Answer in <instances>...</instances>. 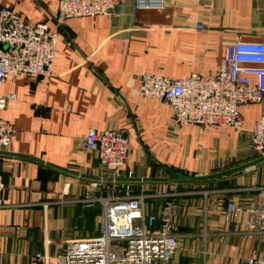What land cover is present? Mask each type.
<instances>
[{
    "label": "crops",
    "instance_id": "obj_1",
    "mask_svg": "<svg viewBox=\"0 0 264 264\" xmlns=\"http://www.w3.org/2000/svg\"><path fill=\"white\" fill-rule=\"evenodd\" d=\"M135 1L122 0L118 16L73 17L57 26L58 0H0L23 20L46 22L58 33L49 76L12 75L0 88L15 94L2 111L15 127L10 145L0 150L5 264H62L68 240L99 235L103 204L79 201L89 188L100 196L144 194L149 212L170 200L171 211L157 226L167 216L200 264H244L264 248L258 236L236 233L245 220L257 222V213L227 223L220 216L228 201L264 204V159L219 176L169 179L172 169L202 176L260 157L250 131L177 127L167 104L138 93L144 72L215 73L236 36L264 40V0H164L157 8H137ZM261 110L260 103L239 106L248 128ZM89 128L122 130L130 138L122 169L102 167L97 152L84 146Z\"/></svg>",
    "mask_w": 264,
    "mask_h": 264
},
{
    "label": "built area",
    "instance_id": "obj_2",
    "mask_svg": "<svg viewBox=\"0 0 264 264\" xmlns=\"http://www.w3.org/2000/svg\"><path fill=\"white\" fill-rule=\"evenodd\" d=\"M121 1L58 0L56 25L61 26L73 17L118 16L116 7ZM163 1L136 0L135 6L157 8ZM196 28L203 29V24H196ZM57 37V31L46 22H27L12 8L0 5V88L12 75L49 76ZM139 80L140 97L157 98L167 104L177 127L200 125L239 134L249 130L253 153L264 156V40H243L236 36L226 46L215 73L195 71L183 77H169L144 72ZM14 98V93L0 90V150L10 145L15 133V127L2 117L7 103ZM248 103L262 106L259 118L250 128L239 111L240 105ZM83 143L97 152L102 167L113 171L124 167L130 153V138L122 130L89 128ZM90 184L94 187L98 183ZM3 187L0 179V207L4 206ZM126 188L129 189L128 184ZM79 201L85 207L96 201L103 204L101 233L68 240L59 255L62 264H156L178 245L179 235L171 229L174 226L167 216L157 226V218L171 211L170 200L160 212H149L144 194L100 196L89 188ZM246 212L257 213L258 221L245 220L236 233L245 239L258 236L264 242V204L246 207L232 200L220 207V216L226 223ZM0 264L5 263L0 259ZM244 264H264V248L252 251Z\"/></svg>",
    "mask_w": 264,
    "mask_h": 264
},
{
    "label": "rangeland",
    "instance_id": "obj_3",
    "mask_svg": "<svg viewBox=\"0 0 264 264\" xmlns=\"http://www.w3.org/2000/svg\"><path fill=\"white\" fill-rule=\"evenodd\" d=\"M186 240L187 239L180 237L177 247L159 264H200V261L187 253L188 251L185 248L189 246H186V243H182L183 241L186 242Z\"/></svg>",
    "mask_w": 264,
    "mask_h": 264
},
{
    "label": "water",
    "instance_id": "obj_4",
    "mask_svg": "<svg viewBox=\"0 0 264 264\" xmlns=\"http://www.w3.org/2000/svg\"><path fill=\"white\" fill-rule=\"evenodd\" d=\"M262 159H264V156L257 157L256 159H254V160H252V161H250L248 163L239 165L237 167H233V168L226 169V170H223V171H220V172H216V173L208 174V175H202V176L186 174V173L181 172L179 170L172 169L170 171L169 179L172 180V181H192V180L201 179V178L219 176V175L227 174V173L233 172L235 170H239L241 168L247 167V166H249L251 164H254L256 162L261 161Z\"/></svg>",
    "mask_w": 264,
    "mask_h": 264
}]
</instances>
